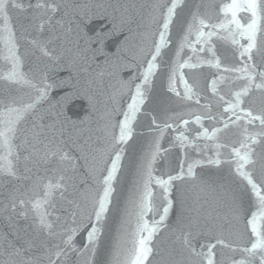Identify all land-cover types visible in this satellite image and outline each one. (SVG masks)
<instances>
[{"label":"snow or ice","instance_id":"6c2138e0","mask_svg":"<svg viewBox=\"0 0 264 264\" xmlns=\"http://www.w3.org/2000/svg\"><path fill=\"white\" fill-rule=\"evenodd\" d=\"M0 264H264V0H0Z\"/></svg>","mask_w":264,"mask_h":264},{"label":"water","instance_id":"95a60500","mask_svg":"<svg viewBox=\"0 0 264 264\" xmlns=\"http://www.w3.org/2000/svg\"><path fill=\"white\" fill-rule=\"evenodd\" d=\"M83 107H86V103L83 104V105H75V106L73 107V111H74V112H80V111L83 110Z\"/></svg>","mask_w":264,"mask_h":264}]
</instances>
